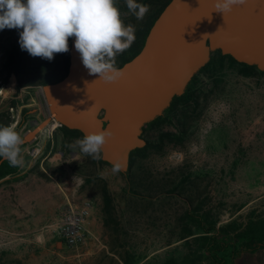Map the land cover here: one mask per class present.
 Instances as JSON below:
<instances>
[{
  "label": "rangeland",
  "instance_id": "374dc122",
  "mask_svg": "<svg viewBox=\"0 0 264 264\" xmlns=\"http://www.w3.org/2000/svg\"><path fill=\"white\" fill-rule=\"evenodd\" d=\"M166 1L138 0L150 11L137 20L125 0H117L123 22L137 30L116 65L139 49ZM20 31L0 30V96L9 86L26 87L28 102L44 119L41 85L64 75L68 59L59 53L51 61L33 57L21 49ZM12 47L20 60L6 72L2 64ZM155 117L143 124L145 143L122 171L123 190L105 207L99 238L104 246L97 248L88 236L70 247L36 235L29 249V241L8 244L0 236V264H214L205 248L211 233L229 242L218 252L220 264H264V70L214 49Z\"/></svg>",
  "mask_w": 264,
  "mask_h": 264
},
{
  "label": "water",
  "instance_id": "95a60500",
  "mask_svg": "<svg viewBox=\"0 0 264 264\" xmlns=\"http://www.w3.org/2000/svg\"><path fill=\"white\" fill-rule=\"evenodd\" d=\"M74 45L75 37H70L65 74L41 85L47 117L28 129L23 140L52 119L82 136L110 129L113 135L104 145L102 160L123 162L122 172L129 151L145 143L143 124L183 91L210 51L217 49L264 70V0H247L225 15L215 11V0H167L139 49L116 65L123 76L113 83L89 74Z\"/></svg>",
  "mask_w": 264,
  "mask_h": 264
},
{
  "label": "crops",
  "instance_id": "0c3cea01",
  "mask_svg": "<svg viewBox=\"0 0 264 264\" xmlns=\"http://www.w3.org/2000/svg\"><path fill=\"white\" fill-rule=\"evenodd\" d=\"M7 92L6 97L0 96V111L5 109L4 115L0 112V126L15 125L23 138L28 129L42 120L40 110L28 102L32 96H28L26 87L16 91L9 86ZM23 96L25 102H22ZM10 104L19 113L15 123L8 120L6 107ZM40 105L47 108L43 98ZM49 122L21 145L23 167L10 166L0 157V236L8 244L29 241L24 242L29 249L33 248L31 237L36 235L45 237L46 243L66 245L55 234L56 220L67 204L77 206L87 200L90 202L85 219L87 241L97 248L104 246L99 238L105 207L123 190V173L113 174L110 163L97 162L78 149L73 152L68 145L82 137L59 124L48 129ZM36 144L39 150L32 153L30 150Z\"/></svg>",
  "mask_w": 264,
  "mask_h": 264
},
{
  "label": "clouds",
  "instance_id": "9594fccd",
  "mask_svg": "<svg viewBox=\"0 0 264 264\" xmlns=\"http://www.w3.org/2000/svg\"><path fill=\"white\" fill-rule=\"evenodd\" d=\"M246 3L247 0H215V11L225 15ZM125 4L137 20H143L150 11V5L138 0H125ZM5 28L22 29L21 49L49 61L56 53H67L69 38L75 37L74 46L84 67L106 83L123 76L116 57L135 42L137 30L135 25L123 22L117 0H0V30ZM112 135L110 129L88 132L68 147L99 162ZM23 143L15 125L0 126V157L10 166H24ZM123 168V162L114 161L111 171L116 174Z\"/></svg>",
  "mask_w": 264,
  "mask_h": 264
},
{
  "label": "built area",
  "instance_id": "2783aa9c",
  "mask_svg": "<svg viewBox=\"0 0 264 264\" xmlns=\"http://www.w3.org/2000/svg\"><path fill=\"white\" fill-rule=\"evenodd\" d=\"M7 111L10 121H13L15 123L18 116V111H16V107L14 105H8ZM38 150L39 147L36 144L32 146L30 151L32 153H37ZM89 206L90 202L86 200L77 206L67 204L61 210L56 220L55 234L59 238H61L67 246H76L85 241L87 237L85 219L89 213Z\"/></svg>",
  "mask_w": 264,
  "mask_h": 264
},
{
  "label": "trees",
  "instance_id": "16d2710c",
  "mask_svg": "<svg viewBox=\"0 0 264 264\" xmlns=\"http://www.w3.org/2000/svg\"><path fill=\"white\" fill-rule=\"evenodd\" d=\"M163 6V5H162ZM62 57L64 58H67V53H59ZM226 56H228L230 59H232L233 61H236L235 59H233L230 55L228 54H225ZM20 60V54L18 53V51L16 50L15 47H12V48H9L6 50L5 52V57H4V61H3V64H2V68L6 71V72H10V71H13L14 69V63L15 62H18ZM244 66H247V67H255V65L253 64H247V63H244V62H240V61H236ZM18 82H21V80L18 78L17 79ZM56 80V79H55ZM53 81V80H52ZM50 82V81H49ZM177 95H173V98H175ZM172 98V99H173ZM156 118V117H155ZM154 118V119H155ZM62 127L68 129V130H71L75 133H78L81 137L82 134L77 130V129H74V128H68V127H65L63 125H61ZM140 147H135L133 149H131L129 151V158H128V167L130 165V162H131V155L132 153L139 149ZM102 160V159H101ZM104 161V160H103ZM106 162V161H105ZM127 167V169H128ZM126 169V170H127ZM212 225L210 224L208 227H205V231H208L209 228H211ZM264 235V234H263ZM206 253L208 254V256L210 257V260L212 261V263L214 264H220V259L222 260V258H218V252L219 251H222V254H223V251L225 250L226 246L229 244V242L226 240V239H220L219 237H217L216 234H209L207 235L206 237ZM221 255V254H220ZM219 255V256H220ZM173 262L172 259H167L165 260L162 264H171ZM173 264V263H172Z\"/></svg>",
  "mask_w": 264,
  "mask_h": 264
},
{
  "label": "bare ground",
  "instance_id": "6f19581e",
  "mask_svg": "<svg viewBox=\"0 0 264 264\" xmlns=\"http://www.w3.org/2000/svg\"><path fill=\"white\" fill-rule=\"evenodd\" d=\"M52 122L49 124V125H47L46 127L49 129L50 127H52L53 125H56L57 124V122L55 121V120H51ZM45 129V128H44ZM46 131V130H45Z\"/></svg>",
  "mask_w": 264,
  "mask_h": 264
},
{
  "label": "flooded vegetation",
  "instance_id": "af4514ba",
  "mask_svg": "<svg viewBox=\"0 0 264 264\" xmlns=\"http://www.w3.org/2000/svg\"><path fill=\"white\" fill-rule=\"evenodd\" d=\"M172 98H173V96L171 97V99H170V101H169V104H168L167 106H169V105L171 104V102H172ZM167 106H166V107H167ZM166 107H165V108H166Z\"/></svg>",
  "mask_w": 264,
  "mask_h": 264
}]
</instances>
